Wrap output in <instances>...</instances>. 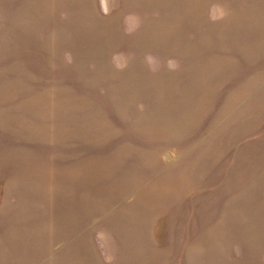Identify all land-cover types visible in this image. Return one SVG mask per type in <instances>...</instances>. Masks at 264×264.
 <instances>
[{"label":"rangeland","instance_id":"374dc122","mask_svg":"<svg viewBox=\"0 0 264 264\" xmlns=\"http://www.w3.org/2000/svg\"><path fill=\"white\" fill-rule=\"evenodd\" d=\"M0 264H264V0H0Z\"/></svg>","mask_w":264,"mask_h":264},{"label":"clouds","instance_id":"9594fccd","mask_svg":"<svg viewBox=\"0 0 264 264\" xmlns=\"http://www.w3.org/2000/svg\"><path fill=\"white\" fill-rule=\"evenodd\" d=\"M174 63V62H173Z\"/></svg>","mask_w":264,"mask_h":264}]
</instances>
